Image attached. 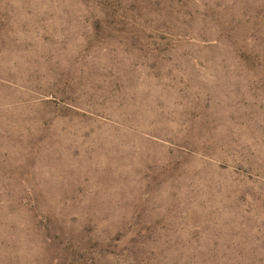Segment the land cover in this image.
Instances as JSON below:
<instances>
[{"label": "rangeland", "instance_id": "1", "mask_svg": "<svg viewBox=\"0 0 264 264\" xmlns=\"http://www.w3.org/2000/svg\"><path fill=\"white\" fill-rule=\"evenodd\" d=\"M0 264H264V0H0Z\"/></svg>", "mask_w": 264, "mask_h": 264}]
</instances>
